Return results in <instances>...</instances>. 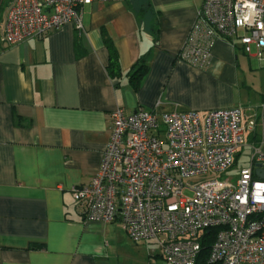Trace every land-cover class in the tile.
I'll return each instance as SVG.
<instances>
[{"label":"crops","instance_id":"1","mask_svg":"<svg viewBox=\"0 0 264 264\" xmlns=\"http://www.w3.org/2000/svg\"><path fill=\"white\" fill-rule=\"evenodd\" d=\"M202 3L93 1L82 6V31L66 23L8 46L10 0H0V264H163L155 241L132 242L118 221L83 219L71 189L97 171L117 106L128 114L251 106L240 80L264 55L219 37L207 67L177 58ZM103 34L119 76L106 70ZM140 60L148 70L134 90L128 73Z\"/></svg>","mask_w":264,"mask_h":264},{"label":"built area","instance_id":"2","mask_svg":"<svg viewBox=\"0 0 264 264\" xmlns=\"http://www.w3.org/2000/svg\"><path fill=\"white\" fill-rule=\"evenodd\" d=\"M93 1L122 0H10L2 41L15 45L66 23L82 31V6ZM219 37L263 59L264 0H203L178 60L207 67ZM109 121L97 171L71 189L83 219L118 221L132 242L155 241L168 264H195L211 229L210 263L264 264V178L255 173L264 165V104L203 114L117 106ZM244 147L249 165L233 180L218 178ZM193 178L200 180L185 183Z\"/></svg>","mask_w":264,"mask_h":264},{"label":"rangeland","instance_id":"3","mask_svg":"<svg viewBox=\"0 0 264 264\" xmlns=\"http://www.w3.org/2000/svg\"><path fill=\"white\" fill-rule=\"evenodd\" d=\"M256 49L252 46L251 52L252 54ZM241 88L243 89L240 93V97L242 102L244 101V105L256 106L259 104H264V65H247L243 71V76L240 80ZM248 138L251 139V135L246 137L248 142ZM252 140V139H251ZM241 156L237 159L236 165L228 172H223L218 174V178H229L230 180L234 179V174L237 173L239 168L243 166H248L249 158L248 155L250 150L248 148L240 149ZM200 180V178H193L185 180V183H194ZM185 195H189L188 191L184 192ZM150 264H156V262H152L149 259ZM163 264H168L163 259Z\"/></svg>","mask_w":264,"mask_h":264},{"label":"trees","instance_id":"4","mask_svg":"<svg viewBox=\"0 0 264 264\" xmlns=\"http://www.w3.org/2000/svg\"><path fill=\"white\" fill-rule=\"evenodd\" d=\"M103 42L108 50V65L106 66V70L108 74L111 77L119 76L121 73L119 60L117 52L111 42V40L107 37V35L103 34ZM75 51L77 55L82 54V49L78 42L75 44ZM148 70V66L143 63V60H140V62L136 63V65H133V67L129 71V80L131 87L134 90H137L141 80L145 76L146 72ZM216 230H206L203 233V241L201 243V249L197 256L196 263L195 264H213L210 263L208 260L209 256V248L211 246V242L213 241V237L215 235Z\"/></svg>","mask_w":264,"mask_h":264},{"label":"water","instance_id":"5","mask_svg":"<svg viewBox=\"0 0 264 264\" xmlns=\"http://www.w3.org/2000/svg\"><path fill=\"white\" fill-rule=\"evenodd\" d=\"M257 169L255 170V173L256 175L259 177V178H264V171L262 170L261 167H264V165H261V164H257Z\"/></svg>","mask_w":264,"mask_h":264}]
</instances>
